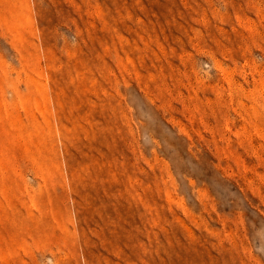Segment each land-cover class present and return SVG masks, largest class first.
I'll return each mask as SVG.
<instances>
[{
    "label": "rangeland",
    "instance_id": "obj_1",
    "mask_svg": "<svg viewBox=\"0 0 264 264\" xmlns=\"http://www.w3.org/2000/svg\"><path fill=\"white\" fill-rule=\"evenodd\" d=\"M0 264H264V0H0Z\"/></svg>",
    "mask_w": 264,
    "mask_h": 264
}]
</instances>
